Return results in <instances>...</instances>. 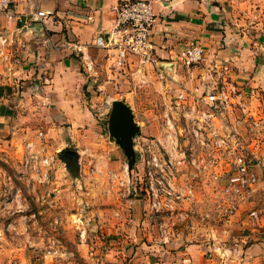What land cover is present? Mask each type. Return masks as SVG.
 <instances>
[{
  "label": "rangeland",
  "instance_id": "374dc122",
  "mask_svg": "<svg viewBox=\"0 0 264 264\" xmlns=\"http://www.w3.org/2000/svg\"><path fill=\"white\" fill-rule=\"evenodd\" d=\"M259 69H263L260 76ZM247 72L248 77L225 79V87L238 91L229 94L228 125L216 123V128L223 130L220 139L230 132L234 137L233 142L221 146L209 137L205 142L191 139L183 117L189 112L187 107L177 110L178 95L171 94L170 86L163 89L170 80L150 78L129 97L134 91L132 84L125 83L121 89L111 68L105 69L104 75H94L96 90H91L92 95L83 90L84 106L90 112L87 133L77 137L82 142L65 148L76 152L71 173L61 158L62 151L45 153L47 142H35L24 135V108L14 101L22 90H0V264H132L127 252L136 240L106 237L107 243L120 242L125 254L112 253L100 259L96 249L102 239L97 225L100 220L106 219L109 227L120 226L128 234L122 222L126 226L132 223L134 202L142 207L146 223L142 229L152 233L143 240L146 244L160 247L167 243L162 232H168L169 242L185 230L192 233L189 243H203L211 249L208 258L215 264H264V60H257ZM221 85L218 81L203 92L219 90ZM120 98L133 103L141 127L135 138L137 152L142 154L151 140L161 139L163 153L173 151L174 160L180 161L174 172L176 183L179 188H191L193 195L173 213L145 217L142 198L125 192L128 178L131 183L144 180V172L140 156L129 171L124 152L110 139L109 113L112 103ZM168 106L174 108L170 115L175 120L173 129L163 123ZM3 126L6 129L2 130ZM240 148L244 150V170L236 160ZM47 158L53 159L50 166L42 163ZM46 170L48 178L43 176Z\"/></svg>",
  "mask_w": 264,
  "mask_h": 264
},
{
  "label": "crops",
  "instance_id": "0c3cea01",
  "mask_svg": "<svg viewBox=\"0 0 264 264\" xmlns=\"http://www.w3.org/2000/svg\"><path fill=\"white\" fill-rule=\"evenodd\" d=\"M121 1L11 0V17L0 16V36L7 39L5 45L0 42V90L7 93L22 90L14 101L24 108L21 115L23 130H27L24 135L35 142L39 139L47 142L45 153L65 151L66 155L70 151L65 149L67 145L82 142L77 137L87 133L90 112L84 106L83 92L87 90L92 95L91 90H96L94 75H104L102 72L111 68L107 53L93 44L99 35L112 29L114 9ZM150 1L156 16L152 41L160 66L147 68L148 81L170 80L167 86L163 85L165 91L170 86L175 96L179 92L200 93L227 76L248 77L247 71L255 67V62L264 60V0ZM40 11L52 16L29 22ZM68 40L86 46L96 65L95 73H88L81 54L72 53L65 46ZM190 44L201 45L204 54L199 65L186 67L180 58ZM262 71L257 70V75ZM112 77L121 89L126 87L125 83L132 84L134 91L128 93L129 97L138 90L130 78L115 72ZM120 99L135 109L128 98ZM134 207L136 215L132 223L126 226L122 222L128 234L120 226L109 227L106 219L97 224L102 238L96 249L100 259L112 253L125 254V247L116 240L127 237L137 241L127 252L132 256V264H215L206 256L211 249L205 244L189 243L190 231L180 230L160 247L143 242L152 233L142 229L146 223L141 205L134 202ZM111 235L117 239L107 243Z\"/></svg>",
  "mask_w": 264,
  "mask_h": 264
},
{
  "label": "built area",
  "instance_id": "2783aa9c",
  "mask_svg": "<svg viewBox=\"0 0 264 264\" xmlns=\"http://www.w3.org/2000/svg\"><path fill=\"white\" fill-rule=\"evenodd\" d=\"M10 8L11 0H0V16L11 17L9 15ZM114 11L116 17L112 29L106 35H99L93 45L107 53V59L110 60L111 69L115 73L130 78L136 89H141L149 82L147 68L152 66L157 68L159 65L152 41L156 21L153 4L150 0H123L116 5ZM51 16L50 12L40 11L36 15H32L29 22L45 20ZM0 42L5 45L7 39L0 36ZM65 46L72 53L81 54L88 73H95L96 65L84 44L68 40ZM203 54L204 50L201 45L190 44L182 52L180 59L184 66L193 67L202 62ZM221 84L223 85L219 90L216 88L210 92H181L176 98L177 110L187 107L189 111L183 117L189 128V136L194 141L205 142L206 137H209V140L213 138L219 146L233 142L234 137H230L231 132L227 138L220 139V133H223V130L217 129L216 123L221 121L228 125L225 116L230 108L229 94H236L238 89L225 87V80H222ZM173 110V107L168 106L163 120L164 125L170 129H173L175 125V120L170 117ZM168 138L173 140L171 136ZM32 145L30 143L27 147ZM164 145L161 139L151 140L141 151L142 154L139 153L144 180L134 179L135 182L131 183L128 178V182L126 181L125 192L127 195L137 199L142 198L141 200L145 202V217H153V215L162 214V212L173 213L186 202L189 195H193L191 188H179L177 185L174 172L177 171L180 161L174 160L173 151L166 150L163 153L161 147ZM237 146H239V142ZM243 151V149L239 150L236 155L239 168L242 170L245 169ZM31 157L38 158L35 155H31ZM50 160L53 159L42 160L43 165L50 166ZM43 176L48 178L49 170H46ZM168 236V232H162L165 243L168 242ZM206 256L211 257V251H208Z\"/></svg>",
  "mask_w": 264,
  "mask_h": 264
},
{
  "label": "water",
  "instance_id": "95a60500",
  "mask_svg": "<svg viewBox=\"0 0 264 264\" xmlns=\"http://www.w3.org/2000/svg\"><path fill=\"white\" fill-rule=\"evenodd\" d=\"M108 129L111 141L122 149L128 160V170L132 171L139 160L135 138L141 134V127L135 120L133 110L124 101L116 100L112 103Z\"/></svg>",
  "mask_w": 264,
  "mask_h": 264
},
{
  "label": "trees",
  "instance_id": "16d2710c",
  "mask_svg": "<svg viewBox=\"0 0 264 264\" xmlns=\"http://www.w3.org/2000/svg\"><path fill=\"white\" fill-rule=\"evenodd\" d=\"M61 158H62V160L67 164L69 171L72 172L71 169L73 168V166H76V162L73 163L74 160H73V159H69V158L65 155V151L61 153Z\"/></svg>",
  "mask_w": 264,
  "mask_h": 264
},
{
  "label": "flooded vegetation",
  "instance_id": "af4514ba",
  "mask_svg": "<svg viewBox=\"0 0 264 264\" xmlns=\"http://www.w3.org/2000/svg\"><path fill=\"white\" fill-rule=\"evenodd\" d=\"M66 156L69 157L70 159H73V157H74V156H73L72 154H70L69 152L66 153Z\"/></svg>",
  "mask_w": 264,
  "mask_h": 264
}]
</instances>
